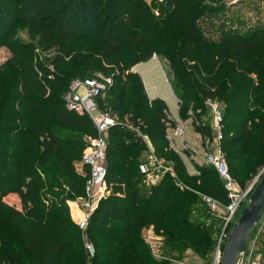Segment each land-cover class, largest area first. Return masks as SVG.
Masks as SVG:
<instances>
[{"label":"trees","instance_id":"trees-1","mask_svg":"<svg viewBox=\"0 0 264 264\" xmlns=\"http://www.w3.org/2000/svg\"><path fill=\"white\" fill-rule=\"evenodd\" d=\"M154 1L0 0V45L11 53L0 63V264H167L153 259L144 244L141 232L148 227L171 249L190 246L203 255L213 246L202 195L227 205V192L212 167L200 165L199 174L190 175L169 149L168 107L149 99L131 71L153 53L168 61L180 115L188 118L191 110L197 132L211 135L203 121L205 99L223 106L220 144L235 180L244 183L264 163V22L206 38L197 19L222 11L214 3L219 0H163L168 12L159 16ZM18 26L35 40L13 39ZM76 40L80 46L71 49V59L68 45ZM110 65L114 81L97 98L98 108L139 127L155 152L172 161L183 188L169 174L145 187L138 164L146 145L115 125L106 137L111 192L83 232L69 201L84 195L87 173L76 166L87 145L83 136L95 137L96 129L88 115L66 107L63 94L73 78L96 70L109 75ZM9 193L18 195L21 209L4 200Z\"/></svg>","mask_w":264,"mask_h":264},{"label":"built area","instance_id":"built-area-1","mask_svg":"<svg viewBox=\"0 0 264 264\" xmlns=\"http://www.w3.org/2000/svg\"><path fill=\"white\" fill-rule=\"evenodd\" d=\"M223 2L227 5H232L236 3L244 4L248 2V0H223ZM35 52L41 58L43 53L39 49H36ZM152 57L156 58V53H153ZM49 68L53 70L52 66H49ZM131 71H134V69L131 68ZM114 74L73 78L69 82L68 88L63 94L66 107L79 115H88L96 129V136L89 138V142L83 151L79 163L77 164V170L80 173L83 171V168L87 170L84 195L69 201V206L73 204L79 211V215L74 221L78 228L83 232L86 230L89 219L94 210L97 208L100 200L106 198L111 192V189L106 184V137L108 130L115 125L120 124L122 126H126L134 132L136 137L140 138L141 141L145 143L146 152L143 159L138 164V170L143 177V182L146 185H154L164 175L169 174L175 179L176 185L181 189L183 188V184L176 176L172 161L159 156L155 152L148 136L142 133L139 127L121 123L114 115L101 111L98 108L97 98L102 96L113 84ZM177 101L179 102L178 99ZM204 104L207 113L203 119L209 125L212 136L206 135L202 138L199 136V138L191 141L186 137L187 131L184 123L175 122L173 125L168 123L170 126L166 130L165 138L168 142L169 149L173 150L175 153L185 155L195 163L201 162L202 164L208 165L215 170L225 191L227 192L229 203L227 205H223L218 200L207 195H202V198L211 211H216L223 206L225 209L223 227H231L235 223V219L238 217H236V215L240 210V207L244 201H248L249 195L257 182L252 183L244 189H239L237 187L235 179L229 173L220 144L223 137L222 106L212 98L205 99ZM188 115V118L192 123L199 125L197 121H194L195 118L192 117L191 110L188 111ZM198 174L199 170L194 169L193 175ZM148 228L151 230L153 229L152 227ZM154 233L149 237L150 239L147 242L152 250V253L155 256H160L158 247L160 237ZM88 245L86 243L87 247L90 246ZM220 259L221 252L218 249L216 251L213 264H220ZM238 264H264V248L248 249L247 247L241 254Z\"/></svg>","mask_w":264,"mask_h":264},{"label":"rangeland","instance_id":"rangeland-1","mask_svg":"<svg viewBox=\"0 0 264 264\" xmlns=\"http://www.w3.org/2000/svg\"><path fill=\"white\" fill-rule=\"evenodd\" d=\"M162 2H163V0H155L154 1V4H153L154 9L153 10H154L155 16H159L160 14H163V15L167 14V12H168L167 8H164L161 6ZM214 3H216L215 5H218V6L223 5V7H222L223 10L221 9L222 11L214 12L211 17H208L207 15H203L201 18L197 19V23L201 27L206 38L207 37H212V38L214 37L215 39H219L222 36V34L225 32L239 33L240 29L245 30V28H243L245 25H247V24L251 25V24L256 23V20H257L256 14L257 13L255 12L256 6H254V5H249L248 3H244V4L236 3V4H232V5H227L226 3L223 2V0H219L218 2H214ZM245 8H247V9L253 8V10H251V12H252L251 16L246 17L244 15V12H242V9H245ZM259 11H260L259 13L261 15V16H259L260 17L259 19L260 20L262 19V21H264V16H263V13H262L260 8H259ZM155 12L158 14H156ZM13 39H17L19 42H24V43L33 42L35 40L33 34H30L28 32L27 27H24V26H18L16 28V32L13 34ZM81 42L85 43L87 46L88 45L94 46V47L97 46V42H93V41L90 42V41H85V40H82ZM79 46H80V42H78V40H76V41H74V43L69 44L68 48H69V50L74 49V48L78 49ZM47 51H49V50H47ZM46 53L50 54L51 52L50 53L46 52ZM75 54H76V52L71 50V59L73 58V56H75ZM10 55H11V53L9 51V48L6 45H0V63L6 61L10 57ZM156 58H158V60L161 63V67L163 68V73L161 72L160 69H159L158 73H153L151 75L152 81L157 82L158 79H161L163 81V84L159 85V83H157L158 89H162L164 92L169 93L170 89L168 87V84L170 85V81L172 78H171V73H170V69L168 66V61L165 58L158 56L157 54H156ZM132 68L134 69V67H132ZM109 71L110 72L112 71L110 74H114V71H115L114 66L110 65ZM132 72H134V71H132ZM95 73H96L95 75H104V73H102L99 70H96ZM165 78L167 81L165 80ZM176 99H178V98H176ZM222 109H223V106H222ZM205 116H206V113H205L204 117ZM203 121L205 122L204 119H203ZM185 127H186V130H188V132H189V129H188L189 125H185ZM193 129H195L194 126L190 130L192 131ZM199 136H200V138H202V137L206 136V134L201 132L200 134L197 135V137L195 135H193V137H195V138H199ZM210 136H212V134ZM89 138L90 137H88L86 135L83 136V139L87 141L86 142L87 144L89 142ZM180 157H181L183 163L185 164L186 161L183 159V155H180ZM190 162L193 165V170L188 171L187 168H186V170L190 175H193L194 169H197L198 166L203 165V164L201 162H198V163H195L194 161L192 162V160H190ZM185 167H186V165H185ZM82 170L83 171H81V172H83V173L87 172V170L85 168H83ZM262 174H264V163L259 168H257L256 171H254L247 178V180L244 183H241L240 181L235 180L237 187L239 189L246 188L247 186L251 185L252 183L257 182L260 179V177L262 176ZM142 183L145 185V187H147V188L149 187V185H146L143 182V177H142ZM4 200L8 204L15 206L17 209H21L20 198L18 197V195L16 193H9L7 196L4 197ZM246 203H247V201L243 202L242 206L240 207V210L242 209V207ZM201 207L204 208L203 206H201ZM240 210L238 211L236 217L238 216ZM208 211H209V213H207ZM208 211H205V209H204L203 220H204V223H206L207 225L213 226L211 231H212L213 237H214V244L206 254H203V255L199 254L195 250V248L190 247V246L186 247L185 249H182V250L171 249L169 247V245L166 244L164 236L159 235L160 240H159L158 247H159L160 256H155L152 253V250L150 249L149 244L147 242L150 239L149 237L151 235H153L154 230L153 229L151 230L149 228H144L141 232V237L144 241V244L148 247V250L150 252L151 257L157 261L166 260V261H168L167 264H213L214 258L216 255V251L219 249L220 252L222 253L224 243H225L226 238L230 232L231 227H227V230H226V227L225 228L223 227L224 226L223 217H224V213H225V209L223 206H221L216 211H211L209 209H208ZM194 216L198 218V215L196 213L194 214ZM199 219H202V215ZM234 221H233V223H234ZM86 243H87V245L89 244L90 246L88 245L89 247H87ZM85 247H86L87 251L89 252V254L92 256L94 250H93V246H92L90 240L86 239ZM247 247H248V249H250V248H257V249L264 248V213L262 214L260 220L256 224L255 230H254V232H253V234L249 240ZM91 250H92V252H91Z\"/></svg>","mask_w":264,"mask_h":264},{"label":"crops","instance_id":"crops-1","mask_svg":"<svg viewBox=\"0 0 264 264\" xmlns=\"http://www.w3.org/2000/svg\"><path fill=\"white\" fill-rule=\"evenodd\" d=\"M246 3H248L249 5L256 6V11H255L257 13L256 14V16H257L256 22L257 21L264 22V21H262V19L261 20L259 19L260 18L259 16H261L259 13L260 12L259 8L261 9L263 16H264V0H248V2H246ZM251 10H253V8H250V9L245 8V9H242V12H244V15L246 17H249L252 15ZM249 26L250 25H248V24L245 25L243 27V28H245V30L240 29V31L241 32L247 31ZM133 67H134V72H136L141 78V81L143 83V86H144V89H145V92H146L148 98L149 99L159 98V99L163 100L168 107V118L170 119V121L172 123L183 122L184 125H189V127H188L189 132H188V130H186L187 131L186 137L189 140L194 141L196 138L193 137V135H195L197 137L198 132H196L195 129H193L192 131L190 130L194 126V124L191 122V120L189 118L183 119L181 117L179 103L176 99L177 98L176 95L174 94V92L171 88V85L168 84L170 92L166 93L162 89H158L157 83H159V85L163 84V81L161 79H158L157 82L152 81L151 75L153 73H158L159 69L163 73V68L161 67V63L158 60V58L151 57L150 59H148L146 61H142V62L137 63ZM165 80H166V78H165ZM183 159L186 161V162L185 161L184 162H185L187 170L188 171L193 170V165L190 162L189 158H187V156L183 155ZM70 206H71L70 207L71 217L73 220H76L78 215H79V211L77 210L75 205L71 204Z\"/></svg>","mask_w":264,"mask_h":264},{"label":"water","instance_id":"water-1","mask_svg":"<svg viewBox=\"0 0 264 264\" xmlns=\"http://www.w3.org/2000/svg\"><path fill=\"white\" fill-rule=\"evenodd\" d=\"M264 213V174L254 185L247 203L242 207L235 223L231 226L221 253L220 264H238Z\"/></svg>","mask_w":264,"mask_h":264}]
</instances>
